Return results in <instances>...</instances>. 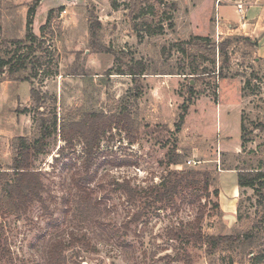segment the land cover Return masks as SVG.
Returning <instances> with one entry per match:
<instances>
[{
  "label": "rangeland",
  "instance_id": "1",
  "mask_svg": "<svg viewBox=\"0 0 264 264\" xmlns=\"http://www.w3.org/2000/svg\"><path fill=\"white\" fill-rule=\"evenodd\" d=\"M32 1L0 0V55L11 54L16 47L14 41L25 37ZM168 1L176 6L173 29L165 28L161 35L143 34L138 39L125 5L113 10L109 0H41L31 28L38 39L35 44L40 46L36 54L42 52L54 72L45 74L43 65L26 73L31 74L30 81L0 76V165L11 163L13 137L33 139L38 135L33 115L24 111L30 107L32 87L42 92L50 109L56 101L58 117L72 114L79 118L89 111L108 114L121 107L138 112L140 133L134 144L116 130L112 138L101 142L91 167L96 176L90 183L98 202L100 226L67 211L68 206H74L71 195L75 191L69 180L71 171L82 161L81 144L65 157H57L63 142L58 136L49 138L45 152L34 160L35 167L43 173L45 207L35 203L25 214L0 216L2 239L11 253L0 264H49L45 253L48 243L59 237L68 242L69 232H75L80 240L67 247L62 264H187V259L174 260L185 248L192 252V264H252L250 256L256 252L264 254L262 207L256 205L258 196L250 188L239 190L238 201L250 222L259 220V227L258 231L253 230L252 244L243 251L237 245L225 246L206 256L203 247H185L167 238L168 229L185 224L198 214L204 199L200 204L184 203L179 210L150 211L143 221L130 224L128 229L124 227L135 205L121 191L114 190V182L128 181L131 186L159 182L166 173L162 162L169 148L175 146L184 155L181 167L176 169L189 167L219 173V169L236 166L255 170L261 163L264 168V61L256 62L254 54H244L243 45L231 49L230 72L236 76L219 80L203 77L181 126L177 125L191 78L175 73L180 56L173 53L165 59L162 46L191 35L210 36L218 42L229 34L243 33L230 32L221 21L218 28L216 0ZM226 1L220 0L219 4ZM50 11L53 18L45 25ZM220 13L233 14L228 7L221 8ZM95 20L100 23L96 40L104 48L102 52L90 44L89 27ZM107 49L124 50L128 59L146 63L138 94L129 75L115 73L117 64ZM252 76L255 91L242 96L244 81ZM241 120L250 138L245 146L241 144ZM120 161L127 163L121 165ZM210 200L215 198L211 196ZM211 206L209 203L206 207L202 221L205 233H240L243 226L236 217L224 219L223 215L212 214ZM244 224L250 227L249 221Z\"/></svg>",
  "mask_w": 264,
  "mask_h": 264
},
{
  "label": "trees",
  "instance_id": "2",
  "mask_svg": "<svg viewBox=\"0 0 264 264\" xmlns=\"http://www.w3.org/2000/svg\"><path fill=\"white\" fill-rule=\"evenodd\" d=\"M41 0H33L28 11L26 21L25 37L15 40L16 47L11 54L0 55V76L7 75L11 80L30 81L31 74H26L32 70H37L43 65V72L52 74L53 68L47 61L46 56L39 52L35 44L37 36L33 33L31 25L36 8ZM113 10L125 5L131 21L132 30L136 37L141 39L143 34L147 36L161 35L165 28L173 29V11L175 3L168 0H109ZM62 8H58L61 10ZM53 18L50 11L46 24ZM44 26L41 27L43 29ZM100 27L98 20H95L89 27L91 41L90 44L97 52L104 51V48L97 43V29ZM243 45L244 54L252 56L258 45L256 39L241 33L229 34L222 40L216 42L210 36L191 35L186 40H179L162 46L161 53L165 59L177 53L180 56L178 72L176 74L189 75L190 80L186 85L187 98L181 105L182 113L177 123L181 126L185 112L192 99L198 94L197 85L203 77H213L215 80L236 76L230 72L231 49ZM22 48L26 50H22ZM22 50V51H21ZM114 62L117 64L116 74L129 75L134 82L136 92L139 93V78L146 73V63L143 60L128 59L124 50L111 51ZM254 61H264V58L254 57ZM253 76L245 79L242 87V96L247 92L253 93L255 90ZM215 88V85H214ZM201 93V92H199ZM136 94V95H137ZM216 97V91H213ZM56 101L52 102V108L47 105L45 96L39 89L30 90V107L25 112H31L37 124L38 135L31 139L28 136H15L11 140V163L2 167L0 165V216L22 215L29 208L39 203L45 207L44 192L46 191L43 181V173L34 165L35 158L45 152L47 140L52 136H58L63 142L59 146L57 157H65L69 152L75 150L77 144L82 146V161L70 173V183L74 188L71 200L74 206H68L67 211H71L74 216L84 220L97 222L98 202L93 197L90 183L95 179L96 172L91 170L96 154L100 149L104 138H112L113 130L123 133L124 138L130 144L138 141L140 133V118L138 112L132 113L129 109L121 107L111 113L102 111L83 112L79 118H73L72 114L57 116ZM245 132V125L241 120V144L250 140ZM182 155L177 147L169 148L166 152L165 165L166 173L157 183L153 182L147 186H131L128 181L123 183L114 182L115 191H121L126 200L135 205V210L130 213L125 221V229L130 224H137L143 221L144 217L153 210L175 209L179 210L184 203H201L198 214L189 222L168 229L166 236L171 240L183 243L185 247H203L206 256H212L218 250H223L225 246H235L245 250L249 247L255 233L258 231L259 220L256 218L250 222L248 214L244 215L242 203L239 200L236 205V221L243 228L240 233L229 234H209L202 230V221L206 213V207L212 204V214L222 217V210L218 202L219 196V174L216 170L198 169L184 167L181 169H170L182 163ZM56 157V160L58 158ZM127 162L120 161L124 165ZM256 167L255 170L244 167H233L223 169H235L237 171V185L239 189L250 188L258 196L256 205L262 207L261 220H264V168ZM215 198L211 202L210 197ZM70 203L67 202V204ZM259 212V210H257ZM209 214V215H212ZM245 221H249L250 227L245 226ZM102 227V226H101ZM3 225L0 222V261L10 258V250L2 239ZM69 240L63 238L52 239L46 247V257L49 264H62L64 261V251L70 244L79 241L80 238L75 232H69ZM192 252L185 248L183 254L174 257V260L187 259V264H192ZM251 254V252H250ZM252 264H262L264 254L256 252L249 258Z\"/></svg>",
  "mask_w": 264,
  "mask_h": 264
},
{
  "label": "crops",
  "instance_id": "3",
  "mask_svg": "<svg viewBox=\"0 0 264 264\" xmlns=\"http://www.w3.org/2000/svg\"><path fill=\"white\" fill-rule=\"evenodd\" d=\"M58 3L63 0H57ZM225 4L216 7V19L227 26L230 32H242L253 39L258 45L254 55L264 58V0H227ZM242 4V10L237 9ZM228 7L233 14L220 13V9ZM219 11V13H218ZM233 16V17H231ZM235 148V146H232ZM218 202L223 218L236 217L239 187L237 185V171L235 169H219Z\"/></svg>",
  "mask_w": 264,
  "mask_h": 264
},
{
  "label": "built area",
  "instance_id": "4",
  "mask_svg": "<svg viewBox=\"0 0 264 264\" xmlns=\"http://www.w3.org/2000/svg\"><path fill=\"white\" fill-rule=\"evenodd\" d=\"M219 2H220V0H216V7L219 5ZM237 9L239 10V11H241L242 10V4H237ZM188 164H190L191 163V161L189 160L188 162H187ZM192 163H196V161H192ZM181 167V164H178V165H176L175 167L176 168H180Z\"/></svg>",
  "mask_w": 264,
  "mask_h": 264
},
{
  "label": "water",
  "instance_id": "5",
  "mask_svg": "<svg viewBox=\"0 0 264 264\" xmlns=\"http://www.w3.org/2000/svg\"><path fill=\"white\" fill-rule=\"evenodd\" d=\"M66 1H69V0H66Z\"/></svg>",
  "mask_w": 264,
  "mask_h": 264
}]
</instances>
